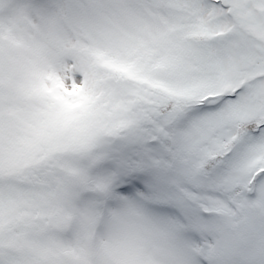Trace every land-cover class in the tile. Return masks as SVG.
Listing matches in <instances>:
<instances>
[{
  "label": "snow or ice",
  "instance_id": "1",
  "mask_svg": "<svg viewBox=\"0 0 264 264\" xmlns=\"http://www.w3.org/2000/svg\"><path fill=\"white\" fill-rule=\"evenodd\" d=\"M0 264H264V0H0Z\"/></svg>",
  "mask_w": 264,
  "mask_h": 264
}]
</instances>
